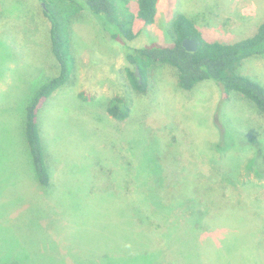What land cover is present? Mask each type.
<instances>
[{
	"label": "rangeland",
	"instance_id": "374dc122",
	"mask_svg": "<svg viewBox=\"0 0 264 264\" xmlns=\"http://www.w3.org/2000/svg\"><path fill=\"white\" fill-rule=\"evenodd\" d=\"M111 1L115 22H130L133 39H113L86 0H46L65 43L68 78L37 112L50 174L42 186L25 136L26 105L62 66L44 2L0 0V261L54 264L55 254L70 262L66 247L76 242L103 254L106 245L124 244L123 230L142 226L155 232L156 245L171 228H199L187 247L200 264H264V114L240 94L224 99L211 80L180 88L167 64L151 67L138 90L125 57L135 48L172 46L178 14L209 41L247 38L264 20V0H157L149 25L133 19L137 0ZM238 71L264 86V56L244 59ZM115 96L129 108L124 120L107 112ZM225 142L232 145L219 149ZM188 180L225 186L217 194L224 202L207 209L183 200L193 195L172 188ZM118 253L116 264L120 257L144 261ZM178 259L171 244L162 264H183Z\"/></svg>",
	"mask_w": 264,
	"mask_h": 264
},
{
	"label": "trees",
	"instance_id": "16d2710c",
	"mask_svg": "<svg viewBox=\"0 0 264 264\" xmlns=\"http://www.w3.org/2000/svg\"><path fill=\"white\" fill-rule=\"evenodd\" d=\"M41 1H43L46 6V8H43L44 14L52 23V50L61 63L62 71L59 76L42 84L27 103L25 136L38 183L42 186H47L50 182V174L39 134L37 112L47 98L66 82L68 78V68L62 58V51H65V43L57 31V22L49 11L46 0ZM51 1L53 3V0H50V2ZM86 1L92 15L96 17L102 27L110 32L113 39L116 40L118 37H121L131 40L136 36L132 31L130 22L128 24L115 22L113 17L115 5L111 0ZM156 11L157 0H137V10L135 15H133V19L137 18L145 25L152 24L156 18ZM171 33L174 40L172 46L141 47L125 53L127 61L131 63V65L127 67V72L134 88L138 90L144 89L146 74L151 67L157 64H167L176 69L177 82L180 88L191 90L200 82L211 80L219 86L220 91L224 94V99L227 100L229 95L233 93L240 94L251 101L255 107L264 114V86L238 71L244 59L264 56V21L258 25L253 35L237 42L225 43L205 39L192 19L183 14H178L171 23ZM185 39L196 40L197 50L194 52L187 51L182 46V41ZM136 68L139 70L141 83L139 78L135 75ZM107 112L117 120H124L128 116L129 108L126 106L123 98L115 96L109 100ZM223 139L226 140V138ZM231 145L230 142H225L223 145L217 146L219 149L226 150ZM167 146H170V144H167ZM209 180L210 178H207V181ZM218 186L221 187L226 194V187L221 185ZM218 186L211 184V182L203 184L200 181L194 182L188 180L183 181L181 185L174 188L166 187L165 189L168 190L172 188L174 192L179 188L180 190L183 189L186 195H193L192 197L187 196L182 198L183 200L187 201L191 199L203 208L212 209L219 208V205L224 202V197H219L217 195L221 191V188ZM165 204L169 206L168 203ZM203 213L204 212L201 211L198 212L199 220L204 216ZM147 218H149V216ZM198 219L195 223L199 222ZM139 228L137 230H123V232H129L128 237H122L124 244L121 247L118 242L115 244L113 243L110 247L106 245L103 254L99 253L101 251L96 248L97 246H95L94 249H89L81 242H76L74 246L70 248L66 247V253H69L72 258L70 262L59 258L64 256L54 254V264H116L112 262L111 258H114L115 255H119V251L121 255L126 252L129 253L124 255L136 253L137 257L144 259L143 262L138 259L137 263H128L127 260L120 257L119 264H162V260L165 255L168 254L171 244H174L176 255L181 257V259L175 262L184 260L183 264H200L201 261L195 253V249L193 250V247H187V245H189V242L187 243V236L196 234L199 228H191L190 230L187 229L184 231L178 227L181 233L171 228V230L166 233L164 232V242H160L157 245L151 242L156 236L154 231L142 229V226H139ZM181 238L182 240H180ZM131 239L135 240L136 244H139H135L133 249L131 247ZM148 249L151 250L152 253L146 254L145 251ZM143 252L145 253L143 254ZM64 253L65 252H62V254ZM108 258L110 260H108ZM170 260L173 261V258H170ZM40 262L41 261L33 260V262L28 261L26 263L22 262V258H10L8 260H1L0 264H41ZM260 263L261 262L258 264Z\"/></svg>",
	"mask_w": 264,
	"mask_h": 264
},
{
	"label": "water",
	"instance_id": "95a60500",
	"mask_svg": "<svg viewBox=\"0 0 264 264\" xmlns=\"http://www.w3.org/2000/svg\"><path fill=\"white\" fill-rule=\"evenodd\" d=\"M182 46L190 52H194L197 50V42L194 39H185L182 41ZM135 75L139 78V81L141 83V76L139 73V70L136 68Z\"/></svg>",
	"mask_w": 264,
	"mask_h": 264
},
{
	"label": "crops",
	"instance_id": "0c3cea01",
	"mask_svg": "<svg viewBox=\"0 0 264 264\" xmlns=\"http://www.w3.org/2000/svg\"><path fill=\"white\" fill-rule=\"evenodd\" d=\"M255 11H252V12H250V14H253ZM250 14H247V15H250ZM264 21V20H263ZM262 23V22H261ZM258 27V26H257Z\"/></svg>",
	"mask_w": 264,
	"mask_h": 264
}]
</instances>
